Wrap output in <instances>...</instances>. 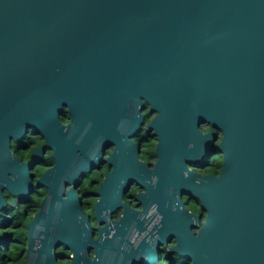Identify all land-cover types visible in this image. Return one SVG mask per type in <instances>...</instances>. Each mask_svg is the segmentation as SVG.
Returning <instances> with one entry per match:
<instances>
[{"label": "water", "instance_id": "95a60500", "mask_svg": "<svg viewBox=\"0 0 264 264\" xmlns=\"http://www.w3.org/2000/svg\"><path fill=\"white\" fill-rule=\"evenodd\" d=\"M145 104L152 168L133 140ZM203 123L222 134L217 175L188 167L215 153ZM30 127L44 146L23 162L11 146ZM111 146L88 215L76 184ZM134 182L140 210L122 201ZM35 185L24 264H59L62 246L68 264H160L172 239L192 264H264V0H0V213Z\"/></svg>", "mask_w": 264, "mask_h": 264}, {"label": "flooded vegetation", "instance_id": "af4514ba", "mask_svg": "<svg viewBox=\"0 0 264 264\" xmlns=\"http://www.w3.org/2000/svg\"><path fill=\"white\" fill-rule=\"evenodd\" d=\"M142 114H144V115L145 114H151V118L148 121L145 120L144 124L142 125L141 130L138 131L134 135L133 140L135 142L136 147L138 148L139 160L144 162V163H149V167L152 168L154 166L155 162L157 161V155H156L157 139H156L153 131L150 132L146 129V123L152 119V117L154 116L153 115L154 113H152L149 110L148 105L145 104V107L142 111ZM60 119L64 124H68L70 122L69 114L67 113L66 109L62 110ZM200 129L203 133H206V132L212 130L216 136L215 140L212 143V145H213L212 147L219 145L220 140H218V138L221 139V137H222V134L220 132L213 130L209 125H207L205 129L203 128V126H201ZM12 144H16L18 151L21 153H24L26 155V157H24V155H23V157H20L19 155H17V156L23 162H28L30 159L32 149L35 147H43L44 146V139L41 136V133L39 131L35 130L33 127H30L26 131L24 137L18 143H12ZM112 151H113V146L107 148V150L105 151V155L102 157L101 163L97 167L91 169L88 173H86L85 175L81 176L78 179V182H77L76 188H75V192L81 198H83V202L85 199L93 198L96 201V198H98L97 191L99 188V184L101 181H103L105 174L107 172L111 171V167L107 164L106 159ZM214 152L216 154V151H214ZM51 154H52L51 151L49 149H46L44 154L42 155L41 163L37 164V166L35 167L37 169H41L40 175L47 168L51 167L54 164L53 159L51 157ZM48 155L51 158V165L50 166H44V164L42 163L43 157L48 156ZM213 156H214V154L210 156V159L206 163L205 162H201L202 164L191 163L188 165V167H190L191 170H193L195 172H199V173L201 172L202 174H210L213 172L207 173L206 170L198 171V169H200V168H197V167H199L200 165L205 166L206 169H209V170H211V168H213V169L215 168V171L217 173H213V174L217 175L221 169L222 162H221V165L219 166L220 168L218 166H215V164L211 162ZM221 161H223V157H221ZM33 173H36L34 171V168L31 169V174H33ZM86 187L89 190L87 192H84ZM35 189H36V185H35L33 193L31 194L32 196L36 195V193H37V191ZM39 190H41V189H39ZM45 190L47 192V189H45ZM142 191H143V189L136 182H134L125 188V190L122 194V201L125 204H127L131 209L140 210V209H142V206H140V204L137 201V195L139 192H142ZM4 194H5L7 201L10 202L13 197L8 195L6 191ZM8 198L9 199L11 198L10 201L8 200ZM42 199L43 198H41V200ZM40 201H39V203H40ZM182 201L185 205V208L188 209L195 216L202 215V210H201L200 202L198 199L188 198L187 196H183ZM7 206L0 213V249H6V251H8V253L3 256V259L5 260L3 263H1V259H2V256H1L0 264H24L25 259H26V255H27V229H26L27 226L25 227V225H28V224H25V219L29 216V214H28L29 213V211H28L29 206H28V203L23 200V198H17V203H16L15 207L17 209L19 207L21 208V215H20L19 220H17V221H15L12 218L11 212L5 211L8 208ZM38 207H39V205H38ZM83 209L86 212V214L89 215L91 213L92 206L90 207L89 211L87 210V208L83 207ZM122 211H123V207H121L120 209H118L116 211V213L113 215V218L115 220H117L121 216ZM151 213H154V211H152ZM204 218H205V215H202L201 218L199 219L198 228L203 224ZM91 220H92L93 227H95L96 223H95L93 216H92ZM153 221H157V219L155 218V219H153ZM149 229H150V227L147 230L143 231V233L141 234V236L137 239V241L135 243H138L141 240V238L146 235V233L148 232ZM93 231H94L95 237H96L97 231L94 229H93ZM194 231L196 232L197 230H194ZM150 240H151V238H149V236H148L146 238V241L149 242ZM10 244H12L11 247H10ZM56 254L62 255V256H60V258L58 255V259H59L58 261L63 263L62 260L66 258L67 261L64 263L68 264L70 262V253L63 246L59 247L56 250ZM161 256L162 255L159 256L160 259H161Z\"/></svg>", "mask_w": 264, "mask_h": 264}, {"label": "trees", "instance_id": "16d2710c", "mask_svg": "<svg viewBox=\"0 0 264 264\" xmlns=\"http://www.w3.org/2000/svg\"><path fill=\"white\" fill-rule=\"evenodd\" d=\"M150 118H151V114H145V120L146 121H148ZM11 148H12V151L16 155H19L20 157H23V155H24V157H26V155L24 153H21V152L18 151V148L16 147V144H12ZM212 150L213 151H216V154L214 153V156L213 157L215 158V161H216L215 162V166H217V162L219 160V157H222V154H221V151H220L218 145L217 146H214ZM42 163L44 164V166H50L51 165V158H50V156L48 155V156L43 157ZM204 170H206L207 173H210V172L217 173L215 171V168L214 169L211 168V170L206 169V167H203L202 169H198V171H204ZM46 193L47 192H46L45 189H41V190H38V192L36 193V195H33V196L31 195V196L28 197V200L30 201L28 203V206H29V208H28L29 213L28 214H29V216L25 219V224H28V222H30V220L32 219L33 214L38 210L39 201L41 200V198H43L44 195H46ZM10 199L8 198L9 201H10ZM35 201H37V204L35 203ZM84 202H85V204L87 206L89 205L91 207V206H93V204L95 202V199H93V198L85 199ZM7 207H9V205ZM32 208H34L33 211H31ZM18 210H20V213H19V217H20V215H21V208L19 207ZM7 212H11L10 209L7 210ZM11 216H12V218L15 221L19 220V217L15 216L12 212H11ZM26 226L27 225H25V227ZM60 256H62V255H59V258H60ZM175 260H176V264H192L191 260L188 257L178 256L176 253H170V254H168L167 264H171ZM59 264H65V263H62V262L59 261Z\"/></svg>", "mask_w": 264, "mask_h": 264}, {"label": "rangeland", "instance_id": "374dc122", "mask_svg": "<svg viewBox=\"0 0 264 264\" xmlns=\"http://www.w3.org/2000/svg\"><path fill=\"white\" fill-rule=\"evenodd\" d=\"M207 125H208L207 123H203L201 126H203V128L205 129ZM218 140H220V139L218 138ZM211 162L215 164L216 161H215V158H214V157L212 158ZM221 162H222V161H221V157H219V160H218V162H217V166H218V167L221 165ZM200 164H201V163H200ZM36 166H37V165H36ZM36 166H35V167H36ZM35 167H34V171L37 173V177H39V176H40V173H41V170H40V169H37V168H35ZM35 178H36V177H35ZM35 190L38 192L39 188L36 187ZM88 190H89V189L86 187L84 192H87ZM96 199H97V198H96ZM23 200H24L25 202H27V203L30 202V201L28 200V197L23 198ZM82 201H83V198H82ZM32 202H33V201H32ZM33 203H34V202H33ZM35 203L37 204V201H35ZM83 207H84V208H87L88 211L90 210V206H89V205L87 206V205L85 204V202H83ZM9 209H10V211H11L15 216L19 217L20 210H18L15 206H14V207H10V206H9V207L6 209V211L9 210ZM33 210H34V208H32L31 211H33ZM31 211H30V212H31ZM19 218H20V217H19ZM174 242H175V241L172 239V240L168 241L166 245H164V246H159V251H163V252H164L163 255L161 256V260L159 261L160 264H167V257H168L167 249H168L169 247L173 246V245L175 244ZM11 245H12V244H10V247H11ZM9 249H10V248H9ZM7 253H8V251H6V249H0V258H1V256H2L1 263H3V262L5 261V260L3 259V256H4L5 254H7ZM62 261H63V263H64V262L67 261V259L65 258V259H63Z\"/></svg>", "mask_w": 264, "mask_h": 264}]
</instances>
